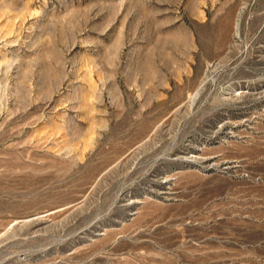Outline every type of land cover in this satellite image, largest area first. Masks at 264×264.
Returning a JSON list of instances; mask_svg holds the SVG:
<instances>
[{
	"label": "rangeland",
	"instance_id": "374dc122",
	"mask_svg": "<svg viewBox=\"0 0 264 264\" xmlns=\"http://www.w3.org/2000/svg\"><path fill=\"white\" fill-rule=\"evenodd\" d=\"M0 264H264V0H0Z\"/></svg>",
	"mask_w": 264,
	"mask_h": 264
}]
</instances>
